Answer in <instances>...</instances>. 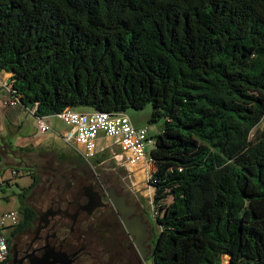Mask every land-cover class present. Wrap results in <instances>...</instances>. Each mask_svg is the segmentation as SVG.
<instances>
[{
    "label": "trees",
    "instance_id": "obj_1",
    "mask_svg": "<svg viewBox=\"0 0 264 264\" xmlns=\"http://www.w3.org/2000/svg\"><path fill=\"white\" fill-rule=\"evenodd\" d=\"M0 72L46 119L152 105L153 264H264V0H0Z\"/></svg>",
    "mask_w": 264,
    "mask_h": 264
},
{
    "label": "flooded vegetation",
    "instance_id": "obj_2",
    "mask_svg": "<svg viewBox=\"0 0 264 264\" xmlns=\"http://www.w3.org/2000/svg\"><path fill=\"white\" fill-rule=\"evenodd\" d=\"M42 172L45 181L38 177L18 195L28 211L22 209L6 233L9 254L2 264H146L152 257L155 244L148 239L139 249L113 204L112 196L123 198L134 211L127 220L147 224L119 170L94 162L72 169L48 165Z\"/></svg>",
    "mask_w": 264,
    "mask_h": 264
},
{
    "label": "rangeland",
    "instance_id": "obj_3",
    "mask_svg": "<svg viewBox=\"0 0 264 264\" xmlns=\"http://www.w3.org/2000/svg\"><path fill=\"white\" fill-rule=\"evenodd\" d=\"M7 99L8 95L0 86V147L4 144L8 146L6 150L0 149V165L6 170V175L10 174L12 170H16L19 172V176H11L9 186L4 189V197L0 200V215L8 212L19 213L23 209L18 195L23 194L25 189L32 185L34 176L45 181L46 175L42 172L43 167L48 165L57 167L66 164L69 169H72L79 168L81 164L85 165L82 158L63 142L60 135L54 134L53 129L57 133L69 130L61 120L51 116L47 121L53 129L51 128L49 132H41L36 117L22 107L8 106ZM152 111L153 107L150 104L143 110L128 109L126 111L135 126L142 125L149 130V138L152 143L147 146L148 157L155 147L156 135L164 125L162 120L155 123L150 122ZM259 129H264V120ZM115 143L116 139L107 138L99 133V149L108 147L110 153H118ZM26 149H30V151L27 152ZM113 155L115 154L99 151L100 162L106 161L101 167L117 169L125 179L126 174L129 175L131 181L126 180L128 192L144 212L150 232L149 241L154 245L161 229L156 222L152 206L153 189H148L145 179L143 180L138 173H132L128 167H123V164L118 165L116 160L111 158ZM146 264H153L152 257H149Z\"/></svg>",
    "mask_w": 264,
    "mask_h": 264
},
{
    "label": "built area",
    "instance_id": "obj_4",
    "mask_svg": "<svg viewBox=\"0 0 264 264\" xmlns=\"http://www.w3.org/2000/svg\"><path fill=\"white\" fill-rule=\"evenodd\" d=\"M10 74L0 72V86L8 95L6 104L10 107H18L20 97L10 82ZM28 111L38 119L41 132L51 130L46 123V118L36 115V108ZM59 120L64 122L69 130L60 135L64 143L75 153H77L86 164L92 165L99 151H110L108 147L99 149V133H104L107 138L116 139L115 145L118 147V153L111 158L115 159L118 165L128 167L132 173H138L145 179L148 189L152 188L151 180L154 170L153 162L148 157L147 146L151 144L147 128H137L126 113H108L102 111L79 112L67 108L56 114ZM106 162H98L101 166ZM96 164V163H95ZM11 176H19L18 171H13L10 176L0 175V200L4 197V189L9 186ZM126 180L131 181L126 174ZM18 223V213L8 212L0 215V264H2L9 254V242L7 231L15 227ZM223 264H228V258L223 259Z\"/></svg>",
    "mask_w": 264,
    "mask_h": 264
},
{
    "label": "water",
    "instance_id": "obj_5",
    "mask_svg": "<svg viewBox=\"0 0 264 264\" xmlns=\"http://www.w3.org/2000/svg\"><path fill=\"white\" fill-rule=\"evenodd\" d=\"M112 201L115 208L122 214L123 223L126 226L129 234L137 238V246L142 249L143 244L150 238V232L148 230V224L142 222V218L138 217L135 220L128 221L127 218L132 212H128V207L125 205L124 199H116L112 196Z\"/></svg>",
    "mask_w": 264,
    "mask_h": 264
},
{
    "label": "crops",
    "instance_id": "obj_6",
    "mask_svg": "<svg viewBox=\"0 0 264 264\" xmlns=\"http://www.w3.org/2000/svg\"><path fill=\"white\" fill-rule=\"evenodd\" d=\"M79 111H82V112H93L94 110H92V109H81V110H79ZM50 118V117H49ZM48 119V118H47ZM47 119H46V123L50 126V128H52V126H51V124L47 121ZM64 123V122H63ZM65 124V123H64ZM66 125V124H65ZM67 126V125H66ZM68 127V126H67ZM137 128H146V127H142V125H138V126H136ZM69 128V127H68ZM53 129V128H52ZM55 130L53 129V132H54ZM68 131V130H67ZM149 131V130H148ZM49 132V131H48ZM64 132H66V131H64ZM63 132V133H64ZM54 134H56L55 132H54ZM101 134H103L104 135V133H102L101 132ZM149 137H150V134H149ZM150 139V138H149ZM64 142V141H63ZM48 148H50V147H48ZM67 148V147H66ZM0 149H2V150H6V149H8V146L7 145H5L4 144V146H2V147H0ZM68 149V148H67ZM118 151H119V149H118ZM106 152H108V151H106ZM109 154H110V151H109ZM13 171H16V170H12L11 171V173L13 172ZM6 170L0 165V175H6ZM11 173L10 174H7V175H11ZM140 176V175H139Z\"/></svg>",
    "mask_w": 264,
    "mask_h": 264
}]
</instances>
